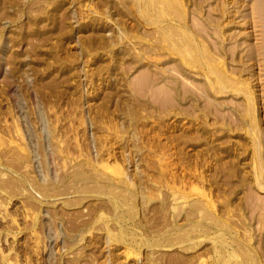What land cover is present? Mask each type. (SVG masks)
Returning <instances> with one entry per match:
<instances>
[{
  "label": "rangeland",
  "instance_id": "374dc122",
  "mask_svg": "<svg viewBox=\"0 0 264 264\" xmlns=\"http://www.w3.org/2000/svg\"><path fill=\"white\" fill-rule=\"evenodd\" d=\"M263 46L264 0H0V264H264Z\"/></svg>",
  "mask_w": 264,
  "mask_h": 264
},
{
  "label": "bare ground",
  "instance_id": "6f19581e",
  "mask_svg": "<svg viewBox=\"0 0 264 264\" xmlns=\"http://www.w3.org/2000/svg\"><path fill=\"white\" fill-rule=\"evenodd\" d=\"M149 19V18H148ZM189 30V29H188ZM192 32V31H191ZM192 33H190V35H191ZM261 50L262 51H260V52H263V54H264V46L263 47H261ZM223 82V81H222Z\"/></svg>",
  "mask_w": 264,
  "mask_h": 264
}]
</instances>
